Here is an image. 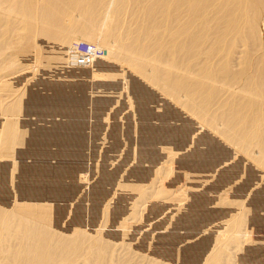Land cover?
Here are the masks:
<instances>
[{
  "label": "bare ground",
  "instance_id": "bare-ground-1",
  "mask_svg": "<svg viewBox=\"0 0 264 264\" xmlns=\"http://www.w3.org/2000/svg\"><path fill=\"white\" fill-rule=\"evenodd\" d=\"M137 14L143 20L138 21ZM15 23L21 26L14 27ZM8 34L15 42L10 45L15 54L11 53L17 58L0 69L5 79L10 78L0 80V264H106L112 238L109 230L95 233L96 218L105 210L106 218L122 212L127 214L121 217L128 219L129 227L137 224L132 216L135 211L123 205L124 199L127 203L133 199V207H138L148 189L147 184L134 195V186L128 188V183L135 184L137 176L124 187L119 179L123 169L119 168L128 163L141 174L145 157L165 146H161V138L168 132L181 141L177 144L181 143L183 156L173 160L168 178L161 182L159 194L156 192L160 203L145 213L151 217L167 214V221L178 213V206L172 207L170 201L182 198L189 161L197 164L192 168L193 177L208 175L206 181L218 177L221 186H216L214 195L205 194L198 200L199 204L207 200L204 205L213 198V209L203 213L199 208L203 205L188 208L192 216L174 225L178 231L172 235L177 237L165 236L161 226L164 231L158 233L152 225H159L157 218L144 220L148 229L154 227L160 241L162 235L172 237L166 242L171 244L165 247L167 259L154 263L229 264L225 251L236 242L234 258H239L246 246L241 242L245 236L256 253L244 256L238 264H264V255H260L264 241L257 240L264 239V221L260 222L264 215L247 232L249 236L240 232L249 212L253 220L258 207L264 213V0H0V38L5 40ZM81 40L102 48L103 54L86 57L74 52V43ZM20 59L35 64L30 69L33 73L24 71L23 77L11 80V75L22 76ZM160 95L165 106L161 97L163 106L157 109L164 107L160 118L165 122H160L159 110L155 118L153 110L150 112ZM52 103L62 111L52 108ZM112 128L120 131L112 135L118 136L115 142ZM161 128L168 130L163 137ZM157 130L160 143L153 138ZM104 140L113 145H103ZM173 147L180 148L172 145V151ZM107 168L115 172L110 169L114 174L103 178L104 182L101 175ZM222 186L232 192L224 197V205L230 207L228 211L239 206V212L236 215L235 209V215H225L226 221L223 217L224 223L220 220L221 224L218 221L205 228L206 222L213 221ZM109 191L114 194L111 198ZM200 192L185 191L182 207ZM197 208L202 218L193 214ZM125 233H118L122 245ZM139 235L131 241L135 246L129 243L135 250L141 245V251L142 244L136 241L151 234L143 229Z\"/></svg>",
  "mask_w": 264,
  "mask_h": 264
},
{
  "label": "rangeland",
  "instance_id": "rangeland-1",
  "mask_svg": "<svg viewBox=\"0 0 264 264\" xmlns=\"http://www.w3.org/2000/svg\"><path fill=\"white\" fill-rule=\"evenodd\" d=\"M141 15V14H140ZM139 14H137V16L139 17V18H136L138 21H141V19L143 20V16L141 15L140 16ZM99 20H96V22H98ZM19 26H21L19 23H15L14 24V27H19ZM10 37V38H9ZM6 40H8V42L6 41ZM11 40H12V36H10L9 34H8V37H6V39L5 40H2L1 38H0V54L2 55V56H0V57H2V58H0V69L2 68V67H4L5 69L10 65L9 63H11V62H14V61H11V59H15V61H16V56H14V52H15V48L13 49V47L12 46H14V41L13 42H11ZM4 41V42H3ZM11 42V43H10ZM82 42H88L89 44H91V45H93V43H90L89 41H86V40H84V41H82L81 40V42H75L74 43V47L75 46H77L78 44H80V43H82ZM6 43V44H5ZM77 43V44H76ZM10 45H12L11 47H10ZM93 46H96V45H93ZM241 45H239V47H240ZM7 47V48H6ZM97 47V46H96ZM238 47V49H240ZM10 49L9 51L7 50V49ZM11 48L13 49V51L11 50ZM99 48V47H98ZM100 49H102V48H100ZM242 49V48H241ZM4 50V51H3ZM11 51L14 53H11ZM77 50H75V48H74V52H76ZM255 50H253V52H254ZM7 52H9L8 54H7ZM11 53V55H9ZM77 53V52H76ZM75 53V54H76ZM103 54V49H102V51H101V53H100V55H102ZM99 55V54H98ZM16 57V58H15ZM4 58V59H3ZM5 58H7V59H5ZM9 59H10V62H9ZM3 60V61H2ZM20 60H25V59H20ZM23 61H20L21 62V65H20V67L21 66H23V68L22 69H20V74L22 75L23 73H21V72H24V73H26V72H29L30 74L31 73H33V72H30V71H32V70H30V69H33L34 67H35V64L33 63V62H29V63H27L26 62V60L23 62ZM2 62V63H1ZM19 62V61H18ZM25 62H26V64H25ZM24 63V64H23ZM32 63V64H31ZM4 64H5V66H4ZM8 64V65H7ZM23 64V65H22ZM26 65V66H25ZM31 67H30V66ZM33 65V66H32ZM26 67H28V68H26ZM235 67H238V66H236V64L234 63L233 64V69L234 70H236L237 68H235ZM3 68V69H4ZM25 68V69H24ZM28 71H27V70ZM0 71H2V70H0ZM4 72V71H3ZM1 74V76H0V80H2V82H3V80L4 81H9L10 80V78H4L5 76H4V74L2 73V72H0ZM23 77V75L22 76H20V75H11V80H12V78L13 77ZM9 79V80H8ZM1 82V83H2ZM162 96L160 95L159 97H157L156 98V100H154V101H156L157 102V99H158V102L163 98H161ZM159 98H161V99H159ZM3 99H5V97H3ZM163 100V101H162ZM161 101H162V104L165 106V102H164V100H165V98H163ZM160 101V102H161ZM154 103L153 102V104L154 105H156V106H154V109L152 108V107H150V112H151V110H153L152 112L154 113V115H151V116H153V118H155V117H157V116H155V115H157L158 114V112L160 111H162L163 112V108H159V109H157L158 108V106L159 107H161V106H163V105H161V103L159 102V104H158V102L157 103ZM152 104V105H153ZM151 105V106H152ZM51 106H52V108H56V109H58V110H61L59 107H58V105L57 104H55V103H52L51 104ZM152 108V109H151ZM159 110V111H158ZM62 111V110H61ZM159 112V114H158V118H160V114H163L162 112L160 113ZM153 113H150V114H153ZM156 113V114H155ZM149 114V115H150ZM155 116V117H154ZM164 117V116H163ZM165 118V117H164ZM167 119H169V117L167 118L166 117V120ZM156 120H158V119H156ZM160 120V122L162 121V122H165L164 120H163V118L161 119H159ZM170 120V122H171V124H172V120H171V118L169 119ZM169 120H167L168 122H169ZM168 122L166 123V125H167V127H168V130H170V128H169V125H168ZM164 124V123H163ZM165 125V124H164ZM163 125V126H164ZM165 125V126H166ZM195 125H197V124H195ZM195 125H193V129H195L196 130V126ZM162 126V127H163ZM195 126V127H194ZM166 127V128H167ZM183 127V126H182ZM164 128V127H163ZM163 128H161V129H163ZM115 128H112V130H110L111 131V133H110V135H111V138H113L114 139V141H113V139H110L109 137H108V139H110V140H112L113 142H115V140L117 139V137L118 136H113L112 137V135L114 134L115 135V131H117V130H114ZM117 129V128H116ZM160 129V130H161ZM114 130V131H113ZM160 130H157V133L156 132H154L153 131V133H151L152 132V130H150L149 132L151 133V134H154V133H156V134H154L155 135V137H153L154 139H156L157 141H158V143H160L161 141L162 142H164V144H162V142H161V146L163 145H165L163 148L162 147H160L159 146V144L156 142V144H158V148H160L159 150H158V152L160 151V154L158 153V154H156L157 153V149L158 148H155L152 152L154 153H152L151 152V154L149 155V156H147V157H145V159L146 158H148V159H146L147 161H152V163L150 162L149 164H148V162H146V160L144 159V167L146 168H144L142 171L144 172L145 170L148 172L149 170H150V172L149 173H147V172H142L141 171V174H138V173H140V172H136V170H135V172H136V174H135V172L133 171V168H132V166L130 165V164H126V166H123L125 163H123L122 164V168H119V170H122L123 169V171H121L120 173H119V171L116 173V176H118L119 174H121V175H119V177H116V178H119V179H121L120 181H124L123 183H124V187H125V185L127 184V180L128 179H130L128 182H130V181H132L133 179L132 178H134V177H138V179H137V177L136 178H134L135 180H133V181H136V183L134 184V182H130V183H128L129 184V187H128V185H126L128 188H130V187H133V189H132V192L133 193H135V191L136 190H140L141 189V191H144V187H146V185L148 186V189H146V192H147V195H145L144 197L146 198V199H143V201H140L141 203H139V205H138V207H137V205L135 206V207H133V199L131 200V198H130V200H131V202L130 203H127L126 202V200L127 199H124V206H125V203H126V205H128V208H129V210H131V209H133L134 211H135V216L134 215H132L133 213L131 212V211H133V210H131L130 212L132 213L131 215L135 218L136 217V221H137V224H130L131 225V227H129V225L127 224L129 221H128V219H127V221L124 219V218H126L127 217V214L125 215L124 213H122V212H120V214L117 212V213H115V214H109L110 216H112V217H110V216H107V218L105 217V214H106V210H105V212H102V214H101V218L100 217H98L99 219H101V221L100 220H98L97 222H96V220L98 219V218H96V220H95V224H94V229H95V231H101V229L103 230V228L102 227H104V230L103 231H101V232H95V233H97V234H100V233H104L105 232V230H109V232H108V235L110 236L109 238H112V240L110 241V244L111 245H109V248H108V250H107V255H106V260L108 259V260H112V256H114L113 257V259L114 260H112V261H106V264H108L109 262H111L112 264H151V262H153V264H156V263H154V262H157V261H159L160 259L161 260H163L164 259V261L167 259V257H168V251H167V248H165V247H169L171 244H167L166 242H168V241H171V238L175 235L176 236V234H174V235H172L174 232H176V231H178V230H176V228H175V226H176V224H177V226H179L178 225V222H179V224L180 223H184L185 222V220L184 219H186V218H190L192 215L190 214V212L191 211H189L190 209H192L194 206H199V205H203V203L205 202V201H207V200H203V203L201 204H199V202L200 201H198L200 198L201 199H203V197L205 196V194L206 195H214L213 193H215L214 192V190L216 189V186H218V185H220L221 186V183L220 184H217L218 182H219V179H218V177H217V179H216V181L215 180H212V179H210L209 178V180H205V178L204 177H206V179L209 177L208 175H205V176H203V178H201V176L199 177V176H196V175H194L195 177H193V173L195 172V170L192 172V170L193 169H196V168H194L195 166H197V164L195 163V162H192V163H189V162H191V161H189V162H187V165H188V170H187V175H189L188 177H186L187 179L186 180H188V181H186V182H184V184H182V189H181V191L183 192V193H181V196H182V200L181 199H177L176 197H173V198H175V199H171V201H170V203L171 202H173L174 203V206H172V207H176L177 208V206H178V213L176 212V213H174V215H169L168 214V217H170L171 219H169V221H167L166 219H164V215H167V214H162V216H161V214L160 215H158L159 217H156L155 215H152V216H154V217H151V215H147L146 213H145V211H146V209L147 210H151V208H153V206L155 205V204H158V203H160V198L158 199V196H156L157 194H159L158 192H159V190H160V184H161V182L162 181H164V180H166V178H168L167 176H169V173L170 172H168L169 171V169H170V167H171V165H172V162H173V160H174V162H176L177 161V159L180 157L181 158V156H183L182 154H183V148H181V143H178L177 144V142H179L180 140H179V138H178V140L176 139V136L175 137H173V136H171L172 135V133L171 132H166V131H168L167 129H163L164 130V133L162 134L161 132H160V136L161 137H163V135L164 134H168L169 135V133H170V135H169V137H168V135H164L165 137V139H163V138H161L159 135H157L158 133H159V131ZM112 131L114 132V133H112ZM120 132V131H119ZM118 131H117V133H119ZM117 133H116V135H117ZM109 135V136H110ZM158 136V138H161V141H159L160 139H157V136ZM174 135V134H173ZM153 136V135H152ZM152 136H150V137H152ZM168 137V138H167ZM172 137H173V139H172ZM152 138V139H153ZM107 139V140H108ZM175 139H176V141H175ZM110 140L106 143V140H104L103 142H105L103 145H113V143L111 144L110 143ZM169 140V141H168ZM175 141V142H174ZM167 142V143H166ZM181 142V141H180ZM169 143H170V145H169ZM172 143V144H171ZM175 143V144H174ZM168 144V145H167ZM172 145H176V148L177 147H180V148H177V149H175V147H173L174 149H173V151L171 150L172 148ZM111 147V146H110ZM170 148V150H168L167 148ZM155 150H156V152H155ZM178 150V151H177ZM180 150V151H179ZM176 152V153H175ZM181 153V155H180V153ZM153 154V155H152ZM171 154H173V155H171ZM151 155H152V157H151ZM157 156V157H156ZM164 156V157H163ZM174 156V157H173ZM179 156V157H178ZM150 159H152V160H150ZM164 162H163V161ZM213 161H216V157H215V159H214V156H213V159H212ZM160 161H162V162H160ZM155 164H154V163ZM147 163V164H146ZM160 163V164H159ZM218 163V162H217ZM150 164H154V165H150ZM191 164V165H190ZM194 166H193V165ZM196 164V165H195ZM215 164H216V162H215ZM152 166L151 167V169H149L150 167L149 166ZM170 165V166H169ZM212 165H214V162H213V164ZM128 166V167H127ZM147 166V167H146ZM158 167L157 169H155L154 167ZM149 167V168H148ZM153 168V169H152ZM193 168V169H192ZM110 169H112V168H107V169H105V171L102 173V175L101 176H104V177H102L101 178V176H100V178L101 179H103V178H105L106 180L107 179H109L108 178V176H111V175H113L114 173H112L113 171L115 172V170H110ZM148 169V170H147ZM191 169V170H190ZM130 170V171H129ZM154 170H156V171H154ZM110 171H112V172H110ZM153 171L155 172V173H153ZM108 174H107V173ZM129 172L131 173V174H129ZM152 172V174H150ZM190 172V173H189ZM112 173V174H111ZM119 173V174H118ZM134 173V174H133ZM143 173V174H142ZM159 173V174H158ZM148 174L149 175H151V177L153 176V175H155L154 177H152V178H154V179H152L151 177L150 178H148ZM107 175V176H106ZM133 175H134V177H133ZM158 175V176H157ZM124 178V179H122V177ZM140 176V177H139ZM144 176V178H142ZM107 177V178H106ZM131 177V178H130ZM159 179H158V178ZM148 178V179H147ZM165 178V179H164ZM195 178V179H194ZM196 178L198 179V180H196ZM105 179H103V181L104 182H106V180ZM132 179V180H131ZM151 179V180H150ZM192 179V180H191ZM138 180V181H137ZM141 180V181H140ZM144 180V181H143ZM148 180H150V181H148ZM146 181V182H145ZM153 182V184H151L152 182ZM195 181V182H194ZM201 181V182H200ZM113 182V181H112ZM140 182V183H139ZM149 182H150V184H151V186H150V184H149ZM155 182V183H154ZM197 182V183H196ZM200 182V183H199ZM145 183V184H144ZM193 183V184H192ZM107 184H110L111 185V183H107ZM139 184V185H138ZM142 184V185H141ZM190 184V185H189ZM130 185H132V186H130ZM184 185V186H183ZM188 185V186H187ZM136 186L138 187V189L136 188ZM144 186V187H143ZM158 186V187H157ZM219 186V187H220ZM225 186V185H224ZM224 186H222L221 187V190L219 191V192H221V194H219L218 195V199H219V205H217V208H216V206H215V208H216V210L212 213V215H211V219L213 218V221L211 220V222H206V223H208L209 224V226H208V224H204V226H206L205 228H209L210 226H211V224H218V221H219V224H221V223H224L223 222V220L224 221H226L227 220V218L226 217H228V216H230V215H235V213H236V215H237V213L239 212V209H238V207L235 205V206H232V210H230V211H228L229 209H230V207L229 206H227V205H224V203H225V201L223 200V199H225L226 200V198L229 196V195H227V194H232V192H231V190L229 189L230 187H228V186H226V188L224 187ZM154 187V188H153ZM184 187V188H183ZM194 187V188H193ZM219 187H217L218 188V190H219ZM228 187V188H227ZM135 188V189H134ZM193 190V189H198V191L200 190L201 192H200V194H196V195H194V196H192V197H190V198H188L187 199V202L185 203V206L184 207H182L184 204V198H183V195H184V193H185V191H190L191 189ZM223 188H225V190L223 189ZM211 189H212V191H211ZM224 190V192H226V193H224V192H222L223 190ZM185 190V191H184ZM108 191V190H107ZM106 191V192H107ZM140 191V192H141ZM209 191H210V193H209ZM111 191H109V193H108V195L110 196V198H111V196H113L112 195V193H110ZM137 192V191H136ZM139 191L137 192V193H140ZM156 192H157V194H156ZM137 193H135L134 195H136ZM111 194V195H110ZM146 194V193H145ZM204 194V195H203ZM224 194V195H223ZM105 196L107 195L106 193L104 194ZM108 195L106 196V197H108ZM197 195H200V197H197L196 198V196ZM221 195H223L222 197L223 198H221ZM178 196V195H177ZM220 196V197H219ZM178 197H180V196H178ZM206 197V196H205ZM224 197H226V198H224ZM230 197V196H229ZM228 197V198H229ZM109 198V197H108ZM108 198L106 199L105 198V201H107L108 200ZM109 198V199H110ZM154 198H156V200H153ZM158 199V200H157ZM192 199V200H191ZM197 201H196V200ZM200 199V200H201ZM212 200H213V198H211V201L208 203H206V204H204L202 207H199L200 209H201V212H203V213H206L208 210H210V209H213L214 207H213V204H211L212 203ZM129 201V200H128ZM168 201V202H169ZM179 201V202H178ZM183 203H182V202ZM202 201V200H201ZM157 202V203H156ZM224 202V203H223ZM248 202V201H247ZM155 203V204H154ZM182 203V204H181ZM151 204V205H150ZM196 204H198V205H196ZM207 204H209L208 206L210 207L211 205V207L209 208V207H207ZM130 205V206H129ZM132 205V206H131ZM149 205V206H148ZM187 205V206H186ZM222 205V206H221ZM238 205V204H237ZM139 206H140V208H139ZM191 206V207H190ZM221 206V207H220ZM126 207V206H125ZM137 207V208H136ZM150 209H149V208ZM158 207V206H157ZM190 207V209L188 210V208ZM223 207H224V209H223ZM106 208H107V211H108V209H109V207L108 206H106ZM135 208H136V210H135ZM183 208V209H182ZM199 208H197V209H195V210H197V211H195V212H193V214H195V216L196 217H198V218H202L203 216H201V215H199V214H202V213H200V209ZM138 209V210H137ZM199 209V210H198ZM206 209H208V210H206ZM236 209V210H235ZM237 209H238V211H237ZM141 210H143V211H141ZM186 210H188V211H186ZM222 210V211H221ZM236 211L235 213L233 212V211ZM261 210V211H260ZM137 211V212H136ZM226 211V212H225ZM228 211V212H227ZM263 210L261 209V208H259L258 207V209L256 210V212L255 213H257L256 215H257V217H256V219H252L254 216L252 215V213H248L247 214V216H250V217H248V220L246 219V225H244V228L240 231L241 233H242V235L243 234H245L246 236H249V233H247V232H249V230H250V228H252V227H254V225L256 226V224L258 223L257 221V219H258V217H260V216H263L264 215V213L262 212ZM181 212V213H180ZM104 213V214H103ZM108 213V212H107ZM168 213V212H167ZM186 213V214H185ZM189 213V214H188ZM198 213V214H197ZM217 213V214H216ZM229 213V214H228ZM232 213V214H231ZM259 213H261L260 215H259ZM121 214H124L126 217H124L123 215V217H121ZM180 214V215H179ZM188 214V215H187ZM114 215V216H113ZM191 215V216H190ZM199 215V216H198ZM203 215V214H202ZM225 215H226V217H225ZM119 216H120V218H119ZM146 216V217H145ZM161 216V217H160ZM185 216V218H183ZM190 216V217H189ZM253 216V217H252ZM110 217V218H109ZM133 217H128V218H133ZM168 217H167V219H168ZM215 217V218H214ZM218 217V218H217ZM223 217H225L224 219H223ZM105 218H106V220L108 221V222H110L111 224H109L107 221V225L109 224L110 226L111 225H113L115 228H111V227H109V225L107 226H104V224H106V222L104 223V220H105ZM113 218V219H112ZM114 218L115 219H117V220H115L114 221ZM124 220H123V219ZM138 218V219H137ZM148 218H157L156 219V224H159V225H155V224H152V225H154V227L157 229L156 231L158 232V233H163V231L165 230H167V232H165L164 231V235L165 234H167L168 235V233L170 234V235H172V237L169 235V236H167V237H165V236H163L162 235V237H161V240H163V241H160V238H159V234L157 235V233L154 231L155 229H154V227L152 226V225H150V229H148L147 227H146V225H145V223H147V222H145L144 223V220H146V219H148ZM161 218V219H160ZM180 218V219H179ZM228 218H230V217H228ZM110 219H112L111 221H110ZM118 219H120L119 220V223H118ZM223 219V220H222ZM264 218H261L259 221L260 222H262V221H264L263 220ZM123 220V221H122ZM178 220V221H177ZM182 220V221H181ZM215 220V221H214ZM220 220L222 221L221 223H220ZM252 222H251V221ZM217 221V222H216ZM112 222L114 223L115 222V225L118 227V229H116V226L114 225V224H112ZM116 222H117V224H116ZM120 222L122 223H124L123 225L125 226V227H123L122 226V224H121V226L119 225L120 224ZM140 222V223H139ZM163 222V223H162ZM174 222H176V223H174ZM260 222L258 223V224H260ZM104 223V224H103ZM144 225H143V224ZM165 223V224H164ZM169 223V224H168ZM97 224H100L99 226L97 225ZM125 224H127V227H126V225ZM161 224V225H160ZM172 224V225H171ZM201 224V223H200ZM253 224V225H252ZM261 224H264V222H262ZM97 227H96V226ZM102 225V226H101ZM142 225V226H141ZM166 227H165V226ZM175 225V226H174ZM202 225V224H201ZM252 225V226H251ZM121 227V229L123 228V230H121L120 229V227ZM162 227V229H164V230H162L161 229V227ZM172 226H174V230H173V227ZM176 226V227H177ZM203 226V227H204ZM208 226V227H207ZM142 227V230L144 229V231L146 230V231H148L149 230V232H150V234L151 235H149L147 238H146V236L145 237H142V239H144L145 241H148V242H143V240L140 238L139 240H137L136 241V243L138 244H142V247H141V251L139 250L140 248V246L141 245H137L136 247H137V249L135 250V249H133V247L132 246H135L136 244H134L133 245V243L135 242L134 240L136 239V236L137 237H140V235H139V233L142 231V230H139L140 228ZM153 227V228H152ZM159 227V228H158ZM164 227V228H163ZM170 227V228H169ZM101 228V229H100ZM124 228H126L125 230H124ZM136 228V229H135ZM147 228V229H146ZM171 228H172V230L173 231H171ZM99 229V230H98ZM112 229H114V231L112 230ZM130 229V230H129ZM159 229H161V230H159ZM117 230H120V231H117ZM128 232H127V231ZM154 232H153V231ZM168 230H169V232H168ZM130 231V232H129ZM138 231H139V233H138ZM152 231V232H151ZM160 231V232H159ZM170 231H171V233H170ZM115 232H117V233H115ZM123 232L125 233V234H127V235H125V237H124V240L122 241V242H124L125 243V245H124V243H123V245H124V247H123V245H122V243L120 244V243H118L120 240H122V239H118L117 240V238L119 237L118 235V233H121L123 236H124V234H123ZM173 232V233H172ZM111 233H115V234H117V236L114 234L113 235V237H116V239H114L113 237H112V235H111ZM137 233V234H136ZM179 232H177V234H178ZM131 234V235H130ZM136 234V235H135ZM262 235V234H261ZM264 235V234H263ZM126 236H131V238H127ZM133 236V237H132ZM135 236V237H134ZM154 236H156V237H154ZM158 236V237H157ZM174 236V237H175ZM165 237V238H164ZM169 237H171V238H169ZM177 237V236H176ZM245 236H242V238H241V242H242V244H243V246L242 247H244L245 245V247H244V250H243V252H242V254L239 256V258H237L238 257V255H236V259L234 258V255H235V251H238V245L236 244V242H233L234 244H230L231 246H229V248L225 251V253L227 252L228 253V255L231 257V258H229V256L227 255V253H226V255H225V257L227 258V260H233V262H234V264L236 263V264H238L239 263V261L242 259V258H244V256H248V255H250V253L251 254H253V253H256L255 252V250H256V248L254 249V247H253V245H252V243L250 242H246L245 240H246V237L244 238ZM153 238V239H152ZM159 238V239H158ZM167 238V239H166ZM168 238H169V240H168ZM114 239V240H113ZM128 239H130V240H128ZM147 239H151V243H150V240H147ZM155 239V240H154ZM156 239H157V241H156ZM126 240V241H125ZM134 241L133 243L131 242V241ZM243 240V241H242ZM258 240V242L259 241H264V239H262V238H258L257 239ZM116 241H117V244H116ZM140 241H142V243H140ZM160 242V243H156V242ZM127 242V243H126ZM131 243V245H130V243ZM153 242V243H152ZM162 242V243H161ZM246 242V243H245ZM128 243H129V245H128ZM145 243H147V244H145ZM263 243V245H264V242H261V244ZM12 244V243H11ZM14 244V247H15V245H17V243H13ZM120 244V245H119ZM156 244V245H155ZM143 245L146 247L145 249L143 248ZM147 245V246H146ZM165 245V246H164ZM167 245V246H166ZM169 245V246H168ZM120 246V247H119ZM128 246H130L129 248H128ZM156 246V247H155ZM249 246V247H248ZM110 247H113L112 249H114L112 252H110L112 249L110 248ZM119 247V248H118ZM148 247H150V248H148ZM154 247V248H153ZM247 247V248H246ZM252 247V248H251ZM144 250H143V249ZM163 248H165V250L167 251H165ZM129 249V250H128ZM237 249V250H236ZM115 250H116V252H115ZM142 250H143V252H142ZM140 251V252H139ZM155 251V252H154ZM113 252H114V255H113ZM132 252V253H131ZM150 252H151V254H150ZM165 252H166V254H165ZM233 254H232V253ZM109 253H111V254H109ZM115 253H116V255H115ZM134 253V254H133ZM137 253V254H136ZM145 253V254H144ZM148 253V254H147ZM162 253V254H161ZM264 252H261L260 253V255L262 254V255H264L263 254ZM126 254V255H125ZM163 254H164V256H163ZM109 255H111V256H109ZM151 255V256H150ZM148 259H147V258ZM162 257H164V258H162ZM110 258V259H109ZM118 258V259H117ZM166 258V259H165ZM249 258H250V260L252 259V256L250 257L249 256ZM146 259V260H145ZM264 259V258H263ZM160 260V261H161ZM224 260V259H223ZM226 260V259H225ZM121 261V262H120ZM164 261H161V262H164ZM231 261H229V264H232L231 263ZM115 262V263H114ZM137 262V263H136ZM110 263V264H111ZM105 264V263H104ZM224 264H228V262L227 263H224Z\"/></svg>",
  "mask_w": 264,
  "mask_h": 264
},
{
  "label": "built area",
  "instance_id": "built-area-1",
  "mask_svg": "<svg viewBox=\"0 0 264 264\" xmlns=\"http://www.w3.org/2000/svg\"><path fill=\"white\" fill-rule=\"evenodd\" d=\"M76 50H77V53H80L86 57H89L92 54H94V55L99 54L100 55V53L102 51V49H100L96 46H93L89 43H86V42H82V43L78 44Z\"/></svg>",
  "mask_w": 264,
  "mask_h": 264
}]
</instances>
